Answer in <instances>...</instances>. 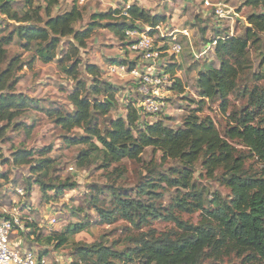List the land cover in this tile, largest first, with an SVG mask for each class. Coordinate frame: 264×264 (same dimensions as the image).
<instances>
[{"label":"trees","instance_id":"1","mask_svg":"<svg viewBox=\"0 0 264 264\" xmlns=\"http://www.w3.org/2000/svg\"><path fill=\"white\" fill-rule=\"evenodd\" d=\"M78 1L73 0L71 10L61 15L52 16L48 11V19L44 20L36 10L38 8H34V0H27L29 10L23 16L13 11L11 0H0L3 14L27 24L20 25L8 35L0 30V159L4 157L1 142L7 137L9 127L27 110L35 109L44 112L65 131L84 130V135L65 137L69 146L89 145L90 149L84 151L79 160L90 158L94 152L102 154L108 165L123 159L139 160L145 149L152 147L161 151L163 158L179 161L182 169L172 170L160 181L165 182L168 188L189 190L182 197L177 196L176 206L186 212L200 210L202 217L195 225L173 215L178 225L177 232H142L129 237L133 245L128 250H119L103 242L79 245L72 264H225V260L231 258L240 259L242 264H264V86L246 85L238 91L239 80L252 68L250 47L261 48L264 44V0L244 1V6L262 10L247 17L244 36L227 33L216 37L215 55L219 66L206 63L198 73L196 89L201 98L199 107L191 109L183 126L177 129L166 125L162 119L140 125L143 115L160 114L162 111H145L140 106L142 99L138 98L128 103L126 117L111 119L105 128H101L100 118H107L118 107L119 88L101 81V71L95 64L87 66V72L94 78L92 84L79 81L69 95L73 111L62 106L45 108L40 100L16 92L19 82L17 72L23 68L21 59L13 57L6 67L1 68L8 58L7 46L15 36L26 43L27 50H34L37 58L45 64L57 58L62 38L73 37L78 45H72L65 52L61 63L64 72L76 77L80 64L77 58L79 48L86 47V41L96 28L103 26L102 21L109 20L104 26L111 29L131 52L133 42L129 40L128 30H144L139 25L142 23L151 27L149 33L153 35L157 26L165 20L132 3L127 9L128 16L123 14L122 9L96 13L85 28L76 29V23L83 18ZM58 3L59 0H49L48 10ZM211 16L216 23L220 22L214 15ZM73 58H76L74 62ZM261 62L260 70L253 76L257 81L264 79V57ZM134 65L131 63V68ZM175 70V66H168L164 74L171 75V88L176 93H183V84L173 78ZM234 92H239L247 100V106L229 111V97ZM205 99L219 101L222 112L228 114L225 134L218 130L210 116H201ZM238 146L247 151L239 150ZM47 151L19 148L12 153V165H31V172L38 174L36 182L43 193L51 188L60 193L66 187H75V183L57 186L42 179L53 165V160L45 156ZM36 155L41 158L33 165ZM249 158H256L255 161L261 164L260 169L247 168ZM200 159H203L202 167L206 175L230 189V196L226 199L214 193L209 207H206V190L193 181L194 167ZM9 162L4 160V164ZM0 178L5 181L9 175L0 171ZM147 186L142 188L140 197L156 195L151 189L154 183ZM153 197L147 198L150 201L148 204L142 199L118 194L114 209L98 207V212L103 223H111L120 215L133 226L141 228L152 218L165 216ZM96 202L93 197L95 207ZM85 226V223L69 226L68 232H80ZM45 238L49 243L56 241V247H61L68 242V233H53Z\"/></svg>","mask_w":264,"mask_h":264},{"label":"rangeland","instance_id":"2","mask_svg":"<svg viewBox=\"0 0 264 264\" xmlns=\"http://www.w3.org/2000/svg\"><path fill=\"white\" fill-rule=\"evenodd\" d=\"M48 1L34 0V8H38L36 10L40 12L44 20L48 19L46 16L48 11L52 16H57L71 10L74 5L73 0H59L58 4L48 10ZM244 1L213 0V4L221 2L231 11L227 14V18L224 17L216 23L211 16L214 5L206 6L200 0H79L77 5L82 11L83 18L76 23L75 27L76 29L85 28L92 22L93 15L96 13L120 9L124 13L132 3H137L152 15L164 17L165 20L157 26V30L153 33L156 46L162 48L161 56L154 66L162 72H165L168 66H175L173 78L183 84L184 92L176 93L171 88L172 83L164 82L161 87V101L164 103L162 112L143 115L139 124L143 125L162 119L166 125L177 129L183 126L189 111L199 107L201 98L196 89L198 73L206 63H215L219 66L215 55L214 40L217 39L216 37L227 33L238 37L244 36L248 26L247 17L253 12L262 11L244 6ZM11 5L13 11L22 16L29 10L27 0H11ZM116 17L121 19L119 16ZM108 22L109 20L101 22L103 26L96 28L86 41V47L79 46L77 58L80 64L76 77L64 72L61 63L65 52L72 45H78L73 37L62 38L57 58L45 64L37 58L34 50H27L26 43L15 36L14 41L7 46L8 58L1 68L6 67L13 57L18 56L23 63V68L17 72L19 82L16 85V92L40 100L45 108L62 106L73 111L74 106L69 101V95L73 93L79 81H85L88 85L92 84L94 78L87 72V66L97 65L101 71L99 76L101 81L110 82L119 88L118 107L107 118L101 117L99 120L101 128H105L111 119L126 117V108L130 101L145 98V93L141 90V82L129 72V69L121 72L112 70V68L121 66L120 62L130 69L131 63H135L134 66L138 65L139 69L149 64L144 61L141 54L128 51L126 45L115 33L104 26ZM20 25L27 24L19 23L0 11V30L4 35L15 31ZM139 25L145 29L148 27L142 23ZM262 37L264 39V33ZM174 38L182 44V51L179 54L171 51ZM202 52L205 54L201 56ZM263 57L264 44L261 48L250 47L252 68L239 80L238 91L246 85L249 87L255 84L264 86V79L257 81L253 77L254 73L260 70L259 66ZM75 60L76 58H73L72 62ZM167 76L171 77L170 74ZM229 101V111L247 106V100L242 98L239 92L231 94ZM203 107L201 116H210L218 130L225 134L228 128L226 119L228 114L222 112L220 102L205 99ZM81 135H84V130L65 131L54 124L44 112L29 109L13 122L7 130V137L1 142L4 157L0 159V171L8 173L9 178L5 181L0 178V220L19 212L18 217L25 221V214L22 213L29 212L34 219L32 223L34 225L25 233L24 243L29 248H33L36 253L45 254L48 264H72L76 247L84 244L103 242L119 250H128L133 245L129 237L142 232L149 230H155L156 234L177 232L178 225L175 218L178 217L195 225L198 224L202 211L186 212L176 206L177 196L182 197L189 190L168 188L165 182L160 181L172 170L182 169L179 161L163 158L162 152L152 147L146 148L139 160L123 159L119 163L108 165L102 154L94 152L90 158L82 161L79 160V156L90 149L89 145L69 146L65 141V137L74 138ZM19 148L35 151L48 150L45 156L53 160V165L42 179L47 183L53 182L57 186L72 183L76 186L66 187L60 193L52 188L43 193L40 184L36 182L38 174L31 172V165L18 167L12 165V153ZM238 149L247 151L243 146H238ZM40 158L41 156L36 155L33 165ZM5 159L10 162L4 164ZM255 159L249 158L246 167L260 169L261 164ZM202 160L200 159L195 164L193 181L197 186L206 190V207H209L212 205L210 201L214 193L226 199L230 196V189L216 178H209L206 175ZM149 183H154L155 186L151 189L156 192V195L140 197L142 188H147ZM118 194L142 199L148 204L150 201L147 198L154 196L153 200L156 201L158 207H161L165 216L152 218L141 228L133 226L120 215H117L111 223H103L98 207L114 209L115 197ZM93 197L97 200L96 207L92 203ZM54 218L56 222L52 223ZM80 223L86 225L83 230L77 233L68 232L69 226ZM64 232L68 233V242L61 247H56V241L49 243L45 238L53 233ZM224 263L242 264L237 258L226 259ZM130 264L138 263L130 262Z\"/></svg>","mask_w":264,"mask_h":264},{"label":"built area","instance_id":"3","mask_svg":"<svg viewBox=\"0 0 264 264\" xmlns=\"http://www.w3.org/2000/svg\"><path fill=\"white\" fill-rule=\"evenodd\" d=\"M206 6L214 7L212 14L218 20L226 17L229 13V8L218 2L213 4V0H200ZM207 8V7H206ZM231 12V11H230ZM128 16L127 10L123 13ZM151 27H146L144 30H128L127 35L129 40L133 42L131 45V52L141 54L146 63L142 69L136 65L130 69L125 65L115 66L112 70H120L121 72H129L136 76L142 84L141 90L145 93V98L141 100L140 106L149 113H159L164 108V103L161 101L162 91L161 87L164 82L171 84L170 79L162 71H158L154 63L161 56V47L156 46L154 35L149 31ZM172 52L179 54L182 51V44L176 38L173 39ZM216 43V42H215ZM205 53L202 52L201 56ZM153 89H150V87ZM22 193L23 191L20 190ZM23 194V193H22ZM15 215L5 217L0 220V264H48V258L45 254L36 253L33 248H29L24 243L25 233L30 229L29 224L34 222V219L29 212H24L25 221L21 217ZM56 219H52L55 223Z\"/></svg>","mask_w":264,"mask_h":264}]
</instances>
